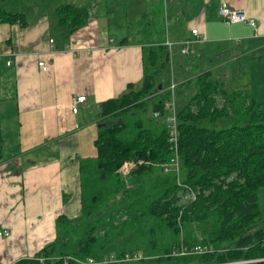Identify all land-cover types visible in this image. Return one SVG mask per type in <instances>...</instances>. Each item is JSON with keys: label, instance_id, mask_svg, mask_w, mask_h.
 Returning a JSON list of instances; mask_svg holds the SVG:
<instances>
[{"label": "crops", "instance_id": "crops-1", "mask_svg": "<svg viewBox=\"0 0 264 264\" xmlns=\"http://www.w3.org/2000/svg\"><path fill=\"white\" fill-rule=\"evenodd\" d=\"M36 2L0 0L27 22L0 25V233H11L0 237V264L32 258L55 240L60 215L79 216L80 165L96 157L100 104L141 84L148 49L164 48L175 63L161 84L195 83L211 71L227 90L264 101V0H52L43 9ZM222 3L244 10L258 27L228 25ZM68 4L86 7L89 16L65 38L57 11ZM81 95L87 101L74 114L73 98Z\"/></svg>", "mask_w": 264, "mask_h": 264}, {"label": "trees", "instance_id": "trees-1", "mask_svg": "<svg viewBox=\"0 0 264 264\" xmlns=\"http://www.w3.org/2000/svg\"><path fill=\"white\" fill-rule=\"evenodd\" d=\"M88 16L86 7L61 6L57 17L65 38L84 27ZM1 24L25 27L27 22L23 14L0 7ZM147 62L140 85H129L119 97L100 104L97 155L80 165L79 216L60 215L55 240L15 264H264L259 226L264 101L247 90H227L211 71L196 78L197 93L178 113L181 181L197 193L196 200L183 203L176 175L161 170L172 156L164 113L170 94L158 82L169 54L162 47L150 48ZM155 112L163 116L156 119ZM227 116L233 125L221 130L196 124ZM128 161L142 164L125 177L120 170ZM201 227L207 232L198 235ZM196 245L213 251L173 255ZM129 254L143 258L104 263Z\"/></svg>", "mask_w": 264, "mask_h": 264}, {"label": "built area", "instance_id": "built-area-1", "mask_svg": "<svg viewBox=\"0 0 264 264\" xmlns=\"http://www.w3.org/2000/svg\"><path fill=\"white\" fill-rule=\"evenodd\" d=\"M219 14L220 17L223 19L225 23L228 25L232 24H246L249 26L254 27L255 29L258 27V23L255 19L249 18L246 14V12L242 9H235L232 7L227 6L226 4L222 3L219 7ZM193 35L195 37H198V31L195 30L193 31ZM51 43H54V40H51ZM192 44V40H187L184 43L181 44V53L183 55L188 54L189 48ZM166 46L168 47V51L172 57V53L174 50L175 45L168 42L166 43ZM39 66L42 68L43 71H48L49 70V63L42 61L39 63ZM177 88V82L173 78L171 81V85L169 86V92H170V98L164 103V113L166 115V123H167V128L169 131V143L171 145V150H172V156L168 162L163 164L161 166V170L165 174H170L174 173L177 177V183L178 185L182 188V193L181 197L183 199L184 203L192 202L196 200L197 198V193L192 190L190 187L185 185L181 181V158H180V148H179V136H180V130H179V118H178V111L176 109V104H175V91ZM87 101V97L84 95L81 96H76L73 98L72 101V110L74 114H77L83 104H85ZM163 115L161 112H155L154 113V118L159 119ZM141 162H136V161H128L123 164L121 167V173L123 176L127 177L131 174L133 170H135L139 165H141ZM4 234L8 235L7 232L0 233L1 236H4ZM210 251H213L212 247H206V246H200L196 245L194 247L188 248V247H181L179 250L175 251L173 255L177 256H185L189 254H198V255H203L206 253H209ZM143 258L141 254H133V255H126L124 259L122 260H113L107 259L104 261V263H109V262H122V261H139ZM89 264H94L93 261L90 260ZM228 264H233V263H228Z\"/></svg>", "mask_w": 264, "mask_h": 264}, {"label": "rangeland", "instance_id": "rangeland-1", "mask_svg": "<svg viewBox=\"0 0 264 264\" xmlns=\"http://www.w3.org/2000/svg\"><path fill=\"white\" fill-rule=\"evenodd\" d=\"M52 3V0H37L36 4L39 5V9H43L44 7L46 8V6ZM65 2V0H56V4H63ZM14 8V7H13ZM27 20H29V18H27ZM59 35V33H58ZM174 65L175 63L172 60H169V62H167L165 68L161 71V75L158 76L159 79L166 77L168 79L172 78V69H174ZM183 78V77H182ZM165 85L168 87V93L169 92V86L171 85V82L167 83L164 82ZM198 91V87L196 85V83H185L181 86H178L177 84V88L175 91V104H176V109L177 111H181L188 103V101L190 100V98L195 95ZM197 126L200 128H207V129H214V130H221L224 128H228L231 127L233 125V119L231 116H227L223 119L218 120L217 122L213 123L208 119H201L199 120L197 123ZM96 149V147H95ZM96 150L94 153V157L96 156ZM184 203V202H183ZM259 203H260V218H261V222L259 223V226L261 227V229L264 230V188L261 189L259 191ZM201 230V231H200ZM8 233V235L4 234V236L0 237H9L10 236V232L6 231ZM207 232V227H201V229H199L198 231V235L202 234V233H206ZM5 233V232H4ZM245 262H236L234 264H242Z\"/></svg>", "mask_w": 264, "mask_h": 264}, {"label": "water", "instance_id": "water-1", "mask_svg": "<svg viewBox=\"0 0 264 264\" xmlns=\"http://www.w3.org/2000/svg\"><path fill=\"white\" fill-rule=\"evenodd\" d=\"M260 260H257V261H248V262H245V263H254V262H259Z\"/></svg>", "mask_w": 264, "mask_h": 264}, {"label": "bare ground", "instance_id": "bare-ground-1", "mask_svg": "<svg viewBox=\"0 0 264 264\" xmlns=\"http://www.w3.org/2000/svg\"><path fill=\"white\" fill-rule=\"evenodd\" d=\"M60 101H61V99H60ZM63 102H64V100H63ZM56 103V102H55ZM43 104H45V103H43ZM54 108V107H53ZM49 110V109H48ZM48 115V114H47ZM49 116V115H48ZM44 119H46V118H44Z\"/></svg>", "mask_w": 264, "mask_h": 264}]
</instances>
